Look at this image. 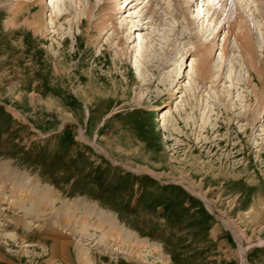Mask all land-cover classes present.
I'll return each instance as SVG.
<instances>
[{
    "label": "rangeland",
    "instance_id": "obj_1",
    "mask_svg": "<svg viewBox=\"0 0 264 264\" xmlns=\"http://www.w3.org/2000/svg\"><path fill=\"white\" fill-rule=\"evenodd\" d=\"M198 1L115 0L111 16L105 0H0V264H240L221 218L243 233L247 264H264V0ZM234 17L253 64L234 35L223 57ZM11 182L54 202L28 215Z\"/></svg>",
    "mask_w": 264,
    "mask_h": 264
},
{
    "label": "bare ground",
    "instance_id": "obj_2",
    "mask_svg": "<svg viewBox=\"0 0 264 264\" xmlns=\"http://www.w3.org/2000/svg\"><path fill=\"white\" fill-rule=\"evenodd\" d=\"M83 1H87V2H90L91 0H83ZM112 1V3L115 1V0H105V6H106V8L109 6V4H110V2ZM127 0H125V2H126ZM144 1V0H143ZM143 1L141 2V3H139V2H137V0H135V6H138L139 4L140 5H142L143 4ZM174 1V0H173ZM178 2H179V0H177ZM221 0H216V2H215V4L217 5V6H220L221 5V2H220ZM238 1H242L243 2V0H238ZM189 2H191V0H181V3L179 2L178 4H179V6H180V8L182 9V10H184V11H186V9H187V6H186V4L188 3L189 4ZM227 2H229V3H231V1H227ZM52 3V4H51ZM136 3L138 4V5H136ZM198 3L199 4H202V0H199L198 1ZM50 4H51V7L52 6H54V0H51V2H50ZM64 7H65V12L64 13H56V14H54V18L56 19V20H60V19H63L67 14H69V7H68V5H66V4H64V3H61ZM215 4H214V7H215ZM232 4V3H231ZM231 4H229V5H231ZM58 5V4H57ZM57 5H55V6H57ZM111 5V4H110ZM145 5H147V3L145 4ZM164 5V4H163ZM50 6V5H49ZM61 6V5H60ZM59 6V7H60ZM104 6V7H105ZM126 6H127V4L125 5V7L124 8H126ZM260 6V5H259ZM83 7V6H82ZM148 7V6H147ZM177 7V6H176ZM203 7V6H202ZM214 7H212V4L208 7V13L206 14V15H208L210 12V16L208 17V19H207V21L212 17V15H214ZM261 7V6H260ZM58 8V7H57ZM57 8L55 7V9L57 10ZM184 8V9H183ZM20 8H18V10H19ZM53 9H54V7H53ZM59 9V8H58ZM61 9V8H60ZM213 9V10H212ZM262 11L264 10V6H262ZM68 10V11H67ZM71 10V9H70ZM107 11H108V15H111V16H115V15H121V12H120V10L118 9H110V8H107ZM178 11H179V9H178ZM199 11V10H198ZM29 12V11H28ZM142 13V12H141ZM148 13V12H147ZM186 13V12H185ZM199 13V12H198ZM149 14H151V13H149ZM148 14V15H149ZM263 15H264V13H263ZM68 16V15H67ZM153 16V15H152ZM193 16V15H192ZM199 16H200V14H199ZM187 17V16H186ZM40 18L41 17H39L38 19H35V18H33V19H31V20H29V21H27V26L29 25L31 28H32V30H37L38 29V26H39V24H40ZM110 18V17H109ZM148 18V17H147ZM205 18V15L203 14L201 17H200V20L199 21H201V20H203ZM226 18V17H225ZM111 19V18H110ZM151 19V18H150ZM155 19H157V17H156V15L154 14V19H151V20H155ZM199 18H197V19H188L189 20V22H190V26H192V27H194L195 25H194V23L196 22L195 20H198ZM112 20V19H111ZM158 21H160L161 22V19H157ZM230 20V19H229ZM210 21V20H209ZM198 22V21H197ZM203 22V21H202ZM9 23V22H8ZM11 23V22H10ZM12 23H13V21H12ZM83 23H84V20L83 19H79L78 20V25L79 26H82L83 25ZM150 23V22H149ZM227 23V22H226ZM11 25H13V24H11ZM103 25V22L101 23V26ZM197 25V24H196ZM98 26H99V24H98ZM101 26H99V27H101ZM244 24H243V22H241V20H239L237 17H234V19H233V21L232 22H230V24H229V26L227 27V34H226V37H225V39H224V41H223V45H222V52H223V57H226V47H227V44H228V42L227 41H229L228 40V38L232 35H234L235 36V38H236V42L237 43H239V45H241L242 46V48L246 51V53H247V56L250 58V63L251 64H253V60H255L254 58H253V55L255 54V53H257V51L256 52H254V49H253V47H252V44H251V39H250V37H252V34H251V32L249 33V31H251L249 28V30L247 29V28H244ZM117 28V26H116V23H114V31L116 32V35L118 36L119 35V33H118V30L116 29ZM137 29L139 28V27H136ZM99 29V28H98ZM101 29V28H100ZM100 29L98 30V33H99V31H100ZM123 30V29H122ZM39 31V30H38ZM124 31V30H123ZM122 31V32H123ZM173 32L174 31H172V33L171 32H169V31H167L166 33H165V35H170L171 34V36L174 38V36H176L175 34L173 35ZM176 33H177V39H180V38H183L182 37V34L181 33H179L178 32V30H176ZM199 33V32H198ZM235 33H237V34H235ZM256 34V35H255ZM254 35L256 36L255 38H257V40H258V44H259V35H258V33H255ZM249 35H251V36H249ZM262 37V36H261ZM168 38V37H167ZM166 38V39H167ZM254 39V38H253ZM66 40V39H65ZM167 41V40H166ZM256 41V40H255ZM118 42H119V44H125V43H123L124 41H123V39H118ZM127 42V41H126ZM262 44V43H261ZM260 44V45H261ZM175 45V44H174ZM199 51V50H198ZM205 51V50H204ZM148 53V52H147ZM147 53H146V55H144L145 57H146V59H148V62L150 61V62H152V56L150 55V53L147 55ZM202 56V55H201ZM209 59H208V57H206L205 58V56L204 57H202L201 59H200V61H199V63H198V68H199V71H200V73L201 74H203V73H205L206 71H207V68H208V63H209ZM158 64V63H157ZM156 64V65H157ZM137 66V65H136ZM160 66H162L161 64H160ZM132 67H133V69L135 70L134 72H135V76L138 78V74L139 73H136V67L135 66H133L132 65ZM152 69H153V67H152ZM256 73H257V76H258V78H260L261 77V73H262V71L259 69V70H254ZM232 72V71H231ZM153 73L155 74V70H153ZM180 76V75H179ZM177 80V79H176ZM144 81H145V83H146V86H149L150 85V81H148V80H146V79H144ZM170 82V81H169ZM179 82V81H178ZM170 84V83H169ZM264 89V88H263ZM224 95V94H223ZM257 97V96H256ZM262 102L264 103V98H262ZM260 107V106H259ZM162 120L164 121L165 120V116H164V118H162ZM186 126V124H184V127ZM213 129V128H212ZM211 128H210V130H212ZM207 131H210L209 129H206ZM80 137H81V139L82 140H84L85 142H88V140H86V138L84 137V136H81L80 135ZM91 144V143H90ZM92 145V144H91ZM92 146H94V145H92ZM1 174L0 175H5L6 173H8V172H6L5 173V169H2L1 170V172H0ZM11 175V174H10ZM8 176V175H7ZM1 177V176H0ZM15 177H18V176H15ZM4 178V177H3ZM1 179V178H0ZM19 179V178H18ZM2 180H4V179H2ZM2 180H0V182H2ZM5 181V180H4ZM9 181V180H8ZM19 181V180H18ZM179 183L178 184H181L182 185V180H180V181H178ZM12 183V182H11ZM6 184V183H5ZM13 184V183H12ZM19 184H21L20 182H19ZM17 182H15L14 184H13V186H12V191H13V196L18 200V198L20 197V194L22 193V192H24V193H26V195H28L27 196V199L30 201V204H29V206L30 207H28L26 210H27V214L28 215H31L30 213L32 212H34V211H39V209H40V207H43V206H47V205H49V204H52L53 202H54V198L52 197L53 196V194H51V192H49L50 190L49 189H47L46 187H42V188H40L38 185L37 186H35V185H33L32 183H30L28 186L29 187H27V191L26 190H21L22 188L20 187V185H19ZM28 184V183H27ZM36 184V183H35ZM187 184V183H186ZM189 184V183H188ZM188 184H187V186H188ZM2 185V184H1ZM184 185V184H183ZM22 186V185H21ZM186 186V185H185ZM7 187V186H6ZM186 188V190L188 191V192H190V193H192V194H194V195H196V197L197 198H199V200L204 204V206H205V208L207 209V211L209 212V213H211L212 211H210V207H211V204L208 202V200H207V198L205 197V195H203V194H200V193H198L197 191H194V190H192L193 189V187H191L190 186V188L189 187H185ZM20 191V193H18ZM3 192V191H2ZM49 192V193H48ZM19 194V196H18V194ZM24 195V194H23ZM26 197V196H25ZM24 197V198H25ZM26 199V200H27ZM27 200V201H28ZM18 203V204H17ZM21 204H22V202L19 200V201H17L16 203H15V205H19L18 207H21ZM16 206V207H17ZM20 209V208H19ZM4 210V209H3ZM2 211V210H1ZM0 211V216H2L1 214H3V212H1ZM30 212V213H29ZM90 213V212H89ZM4 217V216H3ZM5 218V217H4ZM103 218V217H102ZM13 221H11V223H12V225H13V228L15 229V230H17L18 229V226L19 225H22L21 226V228L23 229V230H27V229H29V226L27 225V223H25L23 220H21V219H19L18 217L17 218H13L12 219ZM220 221L222 222V224H223V226H224V228L225 229H227L230 233H231V235L234 237V240L237 242V244H238V246H239V257H240V264H247V262H246V250H247V248H245L243 245H242V243L240 242V239H241V236H242V232L237 228V227H235V223L233 224L231 221H229V220H223L222 218L220 219ZM105 224L108 226V224H107V222H105L104 220L102 221V220H100V222H99V224H98V226L96 227V229H102L103 227H105ZM3 227V226H2ZM10 227V226H9ZM20 227V226H19ZM6 228V227H5ZM110 228V230L113 232L114 230H113V228L112 227H109ZM95 229V228H94ZM19 230V229H18ZM23 233V232H22ZM115 233H118V232H115ZM85 233H83V234H80L79 236H81V238H83L82 237V235H84ZM119 234V233H118ZM28 235V234H27ZM87 235V234H86ZM120 235V234H119ZM25 239L26 238H28V237H24ZM44 242V241H43ZM264 241H259V244L261 243H263ZM45 243V242H44ZM95 243V242H94ZM99 243V241H96V243H95V245H97ZM47 244V243H46ZM52 247H51V249H52V251L53 252H55V254L59 251V249H61V251H63L65 248V246H68L67 245V243H61V242H59V241H57V240H55V241H53V243H52V245H51ZM85 249H86V251H88L87 250V248H85V247H83V246H78V250H77V254L79 255V257L81 258L82 257V251H85ZM65 250H67V249H65ZM85 251V252H86ZM65 253V252H64ZM86 254V253H85ZM82 259L84 260H82L83 262H89V257H88V255H85L84 257H82ZM90 263V262H89Z\"/></svg>",
    "mask_w": 264,
    "mask_h": 264
}]
</instances>
